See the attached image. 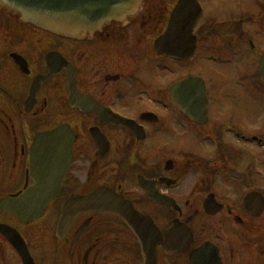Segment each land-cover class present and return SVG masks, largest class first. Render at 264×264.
Returning a JSON list of instances; mask_svg holds the SVG:
<instances>
[{"label": "flooded vegetation", "instance_id": "flooded-vegetation-1", "mask_svg": "<svg viewBox=\"0 0 264 264\" xmlns=\"http://www.w3.org/2000/svg\"><path fill=\"white\" fill-rule=\"evenodd\" d=\"M178 1L142 0L83 39L0 2V203L35 185L37 134L65 127L71 139L61 195L42 218L23 223L0 206V224L16 231L0 232V264H264V187L253 180L264 179V134L243 129L264 126L251 107L264 105V9L222 0L215 18L205 5L218 0H198L204 14L189 34L171 23ZM223 22L235 23L215 30ZM100 188L149 228L89 213L57 234L64 203ZM251 192L257 210L245 204Z\"/></svg>", "mask_w": 264, "mask_h": 264}, {"label": "water", "instance_id": "water-1", "mask_svg": "<svg viewBox=\"0 0 264 264\" xmlns=\"http://www.w3.org/2000/svg\"><path fill=\"white\" fill-rule=\"evenodd\" d=\"M6 2L18 10L27 21L57 34L77 38L85 37L89 31L102 29L101 25L123 21L133 15L140 4V0H6ZM198 12V5L194 0H181L173 15L174 24L185 23L186 25L187 23L188 33L191 34L198 19ZM182 17L183 20H181ZM229 24L231 23H224L215 29L221 31ZM260 74L264 79V54L260 61ZM68 134L70 135L65 128H60L52 133L41 135L37 140V146L39 144L42 148L44 144L53 146L54 138L60 136L62 139ZM62 143L64 144L65 140H62ZM52 149L54 150V148L47 150L52 151ZM70 159V149L64 147L61 149L60 156L56 158L49 156L39 159L38 166L37 163L35 164L38 168L35 174L37 184L19 199H4L1 204L2 210L14 213L23 222H31L43 216L48 202L61 194L60 180L69 169ZM36 161L37 158H35ZM245 203L250 205L252 210L259 208L252 194L245 198ZM213 207L214 203H207L205 206L210 213H214ZM89 213L119 215L136 234H143L144 229H148L150 224L146 217L134 210L130 203L110 191L99 189L88 196H73L63 205L57 232L59 234L70 232L75 218ZM86 226L87 224L77 234H81ZM0 231L11 234L10 230L1 224Z\"/></svg>", "mask_w": 264, "mask_h": 264}, {"label": "rangeland", "instance_id": "rangeland-1", "mask_svg": "<svg viewBox=\"0 0 264 264\" xmlns=\"http://www.w3.org/2000/svg\"><path fill=\"white\" fill-rule=\"evenodd\" d=\"M245 0H241V4H242V9L240 10L242 12V10L244 9L243 5H245ZM223 2L222 0H218L217 2L214 3V5L212 4H206V11H207V15H209L210 17H215V18H219V17H223V8L221 7V3ZM218 3H220L218 5ZM225 3V7H233L234 5L230 4V2L228 0L224 1ZM260 4L262 6H260ZM223 6V5H222ZM258 8H260L261 10L264 9V0H253V9L255 12H257ZM241 66L244 63H239ZM253 112L255 111H260L259 113V117L264 118V112L261 113L262 109H264V105L260 106V104H255V105H251ZM254 116V115H253ZM255 117V116H254ZM243 129H246L247 131H250L252 133H257V134H264V126L261 125H257V124H249L247 126H245ZM261 152L264 153V150H260ZM244 179V178H243ZM254 180V185L256 186H263L264 187V179L259 177V176H254L253 177ZM230 182V181H228ZM243 183V181L241 180V184ZM241 189L243 188V185L239 186Z\"/></svg>", "mask_w": 264, "mask_h": 264}]
</instances>
